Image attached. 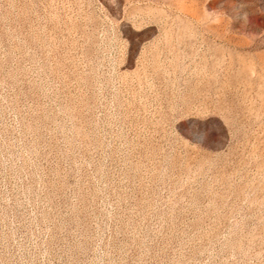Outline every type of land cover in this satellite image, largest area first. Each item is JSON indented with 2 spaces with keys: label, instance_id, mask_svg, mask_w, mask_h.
<instances>
[{
  "label": "rangeland",
  "instance_id": "rangeland-1",
  "mask_svg": "<svg viewBox=\"0 0 264 264\" xmlns=\"http://www.w3.org/2000/svg\"><path fill=\"white\" fill-rule=\"evenodd\" d=\"M0 264H264V0H0Z\"/></svg>",
  "mask_w": 264,
  "mask_h": 264
}]
</instances>
